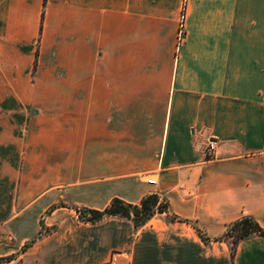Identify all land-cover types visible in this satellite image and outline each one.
<instances>
[{"label": "crops", "instance_id": "obj_1", "mask_svg": "<svg viewBox=\"0 0 264 264\" xmlns=\"http://www.w3.org/2000/svg\"><path fill=\"white\" fill-rule=\"evenodd\" d=\"M151 194L142 227L79 219ZM244 216L264 228V0H0L3 264H264L262 236L216 241Z\"/></svg>", "mask_w": 264, "mask_h": 264}, {"label": "trees", "instance_id": "obj_2", "mask_svg": "<svg viewBox=\"0 0 264 264\" xmlns=\"http://www.w3.org/2000/svg\"><path fill=\"white\" fill-rule=\"evenodd\" d=\"M37 68V61L35 64V69ZM81 215L85 216L86 222L97 223L102 221L107 217H121L129 220H133L136 228L142 227L148 223L157 213H167L169 214V203L166 199H162L158 194H151L143 198L140 204L133 205L129 204L119 198H115L104 210H94V209H78ZM170 216V215H169ZM172 221L179 220L183 221L176 216H170ZM254 235H259L264 237V228L259 224V222L251 217L244 216L236 222L230 224L227 228L225 234L216 239V241H229L232 244V254L234 255L238 244ZM205 241L207 238L201 234ZM27 244L23 251L28 248L32 243ZM13 257H7L0 260L11 261Z\"/></svg>", "mask_w": 264, "mask_h": 264}, {"label": "built area", "instance_id": "obj_3", "mask_svg": "<svg viewBox=\"0 0 264 264\" xmlns=\"http://www.w3.org/2000/svg\"><path fill=\"white\" fill-rule=\"evenodd\" d=\"M182 25H183V21H182ZM183 26L181 27V38L183 37ZM215 147V143L211 142L209 144V149L212 150ZM108 264H119V254H115L113 255L112 259L108 262Z\"/></svg>", "mask_w": 264, "mask_h": 264}, {"label": "rangeland", "instance_id": "obj_4", "mask_svg": "<svg viewBox=\"0 0 264 264\" xmlns=\"http://www.w3.org/2000/svg\"><path fill=\"white\" fill-rule=\"evenodd\" d=\"M79 219H80L81 221H86L85 216H83V215H81V214H79ZM49 232H51V230H47V231H45V233H47V234H48ZM231 241H232V240L230 239L229 242H231ZM5 258H7V257L1 258L0 260L5 259ZM3 263H7V261H3V262L0 263V264H3Z\"/></svg>", "mask_w": 264, "mask_h": 264}]
</instances>
